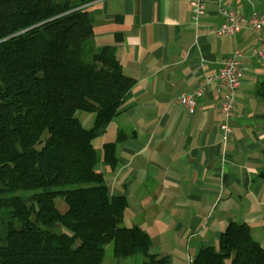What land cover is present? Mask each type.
Instances as JSON below:
<instances>
[{"label": "crops", "instance_id": "obj_1", "mask_svg": "<svg viewBox=\"0 0 264 264\" xmlns=\"http://www.w3.org/2000/svg\"><path fill=\"white\" fill-rule=\"evenodd\" d=\"M189 1L87 5L93 44L115 46L122 72L135 81L122 109L93 140L97 149L115 142L116 166L104 168L103 177L109 192L127 201L123 219L143 229L150 252L172 264H191L230 221L248 224L264 246V58L243 59L225 138L213 84L204 87L194 113L177 101L217 73L223 58L258 44L255 30L216 35L221 9L260 14L264 0H206L197 22Z\"/></svg>", "mask_w": 264, "mask_h": 264}, {"label": "trees", "instance_id": "obj_2", "mask_svg": "<svg viewBox=\"0 0 264 264\" xmlns=\"http://www.w3.org/2000/svg\"><path fill=\"white\" fill-rule=\"evenodd\" d=\"M92 1L0 0V264H101L109 243L116 259L172 264L143 229L122 225L127 201L95 169L93 140L135 81L115 46L93 44ZM77 111L94 113L90 128ZM101 150L115 168V142ZM191 264H264V246L230 221Z\"/></svg>", "mask_w": 264, "mask_h": 264}, {"label": "built area", "instance_id": "obj_3", "mask_svg": "<svg viewBox=\"0 0 264 264\" xmlns=\"http://www.w3.org/2000/svg\"><path fill=\"white\" fill-rule=\"evenodd\" d=\"M190 18L197 22L205 13L206 0H190ZM223 20L214 29L218 36L233 35L241 30H255L258 32V44L248 50L236 49L230 56L220 61L217 73L207 76L204 84L182 92L177 101L188 113H194L197 100L204 92L207 84H213L214 91L218 97V110L222 117L219 125L225 138L232 130L230 122L234 117L235 92L244 73L243 59L252 57L264 58V13L243 14L235 9H221Z\"/></svg>", "mask_w": 264, "mask_h": 264}, {"label": "rangeland", "instance_id": "obj_4", "mask_svg": "<svg viewBox=\"0 0 264 264\" xmlns=\"http://www.w3.org/2000/svg\"><path fill=\"white\" fill-rule=\"evenodd\" d=\"M76 117L80 120L81 124L83 125L84 128H90L93 124V119H94V115L91 112H86V111H77L75 113ZM98 139L100 138H96L95 144L98 141ZM97 153L99 154V158H102V150L101 148L97 149ZM104 168H106L107 170H109L110 168L108 166H106L104 163L102 164V162L97 163L95 165V169L103 172V175L105 176V171ZM55 206L60 210V211H64L66 209V203L60 199V198H56L55 199ZM122 225L123 226H133L130 224L129 220L126 218L125 220L123 219L122 221ZM218 245V241L215 243V247H217ZM112 249H113V245L112 243H109L107 245H105L103 247V249L101 250V254H102V261L101 264H115V260L116 258L113 257L112 254ZM120 264H133L134 259L133 258H126V259H120Z\"/></svg>", "mask_w": 264, "mask_h": 264}]
</instances>
